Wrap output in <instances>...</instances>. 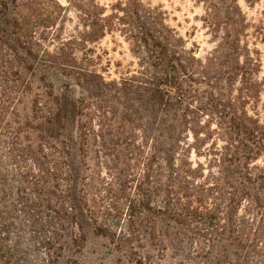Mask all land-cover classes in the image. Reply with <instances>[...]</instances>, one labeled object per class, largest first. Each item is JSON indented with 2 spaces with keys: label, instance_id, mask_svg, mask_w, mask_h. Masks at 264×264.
<instances>
[{
  "label": "trees",
  "instance_id": "16d2710c",
  "mask_svg": "<svg viewBox=\"0 0 264 264\" xmlns=\"http://www.w3.org/2000/svg\"><path fill=\"white\" fill-rule=\"evenodd\" d=\"M52 1L0 0L13 33L0 34V163L15 168L0 165V264H23L5 245L16 195L55 215V242L59 229L78 247L93 232L136 264L152 250L264 264V78L237 0H203L216 43L205 60L142 0H66L80 23L69 33ZM113 33L135 69L107 81L89 45Z\"/></svg>",
  "mask_w": 264,
  "mask_h": 264
},
{
  "label": "rangeland",
  "instance_id": "374dc122",
  "mask_svg": "<svg viewBox=\"0 0 264 264\" xmlns=\"http://www.w3.org/2000/svg\"><path fill=\"white\" fill-rule=\"evenodd\" d=\"M42 1L53 5L52 0ZM56 1L66 8L60 29L65 28L66 33L74 32L80 25L77 12L66 0ZM99 2L109 8L116 0H100ZM142 2L148 7L160 8L165 13L168 25L183 39L188 50L196 52L199 59L205 60L215 49V39L210 29L204 24V19L207 17V4L203 0H142ZM237 4L246 20L242 44L248 46L261 60V80L264 78V0H237ZM8 26L0 22V34L10 39L13 33ZM51 44L56 43H46V47L51 49ZM89 47L92 49L91 57L94 60L92 68L107 81L120 80L122 76L135 69V59L129 51L128 44L118 33L110 34ZM77 54L78 57L82 56L80 52ZM262 102L264 103V94ZM193 160H195L194 156ZM201 161L203 162V159ZM1 164L10 175L14 172L15 168L8 163V159L3 160ZM75 165L78 170L82 168L79 159L75 160ZM9 185L14 188V190L11 189L12 192L20 186L11 178ZM24 198L31 200L34 196L28 191ZM16 199L18 211L13 214L15 219L10 221L5 245L16 247L20 251L19 257L23 264H136L134 261L139 260L138 256L129 258L126 253L118 251L107 239L93 232H89L87 240L78 247L69 241V237H63L68 234L59 229L58 232L62 237L55 242L51 239L50 233L54 228H58L55 215L41 206H28L22 197L17 198L16 195ZM25 211L29 213H24ZM170 253L163 257L156 250H152V258L141 264H191L186 260L182 262L181 257Z\"/></svg>",
  "mask_w": 264,
  "mask_h": 264
}]
</instances>
